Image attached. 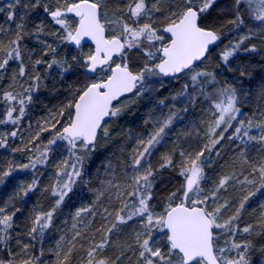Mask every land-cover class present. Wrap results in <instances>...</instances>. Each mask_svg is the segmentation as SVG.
I'll use <instances>...</instances> for the list:
<instances>
[{
	"label": "snow or ice",
	"instance_id": "6c2138e0",
	"mask_svg": "<svg viewBox=\"0 0 264 264\" xmlns=\"http://www.w3.org/2000/svg\"><path fill=\"white\" fill-rule=\"evenodd\" d=\"M17 3L19 0L8 4L9 20L15 17L14 8ZM52 3L54 6L50 7L47 0H34L30 5L32 9L43 8L58 26L56 32H46L43 22L34 26L31 34L42 44L40 55L52 54L48 61L42 58L33 61L34 75L28 76L23 59L21 42L29 34L25 31L24 23L16 25L15 38L8 41L7 45L0 41V76L7 70L9 62L14 61L18 62V71L13 74L10 87L15 86L17 77H27L31 81L27 87L20 85V91L0 93V103L4 105L0 124L18 126L25 117L27 106L32 103L33 95L40 87L41 76L36 71L37 65H44L49 70L55 66L63 74L75 64L87 74H96V78L74 88L66 104L56 112L50 111L49 117L38 123L39 131L25 147L12 149V152L30 153L27 163L14 164L9 161L7 168L0 167L2 185L13 172L36 170L38 165L48 164L53 146L67 150V157L55 164V180L50 189L55 197V204L46 212L33 210L27 235L32 239H39L51 226L54 214L82 177L85 156L96 148L100 136L105 139L110 136L107 122L126 110L131 102H126L128 95L140 96L150 91L149 84L154 78H176L184 74L188 76V83L170 99L177 101L182 98L181 103L190 105L195 103L197 97H203L210 103L213 118L206 122L207 127L203 133L206 142L198 151H187L177 146L171 153L161 155L158 164L153 166V153L164 140L166 129L179 118V110H170L162 121H156V127L148 135L134 138V147L128 154V160L123 163L122 180L117 179L115 169L109 164V175L102 181V190L96 192L97 202L104 197L106 191L114 192L117 207L112 212L107 208L103 209L106 214L103 219L106 222L111 220L110 226L102 230L98 242L95 239L89 240L86 248L81 244L80 248L84 251L81 264H118L121 259H129V253L135 255V264H249L248 255L253 247L252 242L237 243L230 239L221 247L218 244L220 233L214 232V229H221L230 237L237 231L253 233V225H246L241 230L234 222L239 219L245 202L255 193L245 195L235 214L223 223H219L218 219L221 211L228 207V201L215 207H210L209 201H215L218 193L233 180L241 185L255 184L256 191L264 190V88L257 94L256 109L248 116L242 112L241 105L245 101L237 88L227 81L218 80L215 72L202 66L208 59L210 47L216 46L223 35L222 26L216 27L213 22H209L217 0H125L119 14H113L114 18H109L106 0H52ZM28 7L29 5H25V8ZM69 14L78 18L75 26L70 23ZM159 16L164 17L162 27L157 25ZM227 23L231 26L230 31L241 27L247 31L235 42L230 41L219 53V60L225 66L241 50L257 51L255 45L244 49L241 45L254 36L264 37V0H233L231 18ZM107 29L113 34L106 36ZM161 32L169 34L167 40ZM42 34L61 43L74 44L78 48L88 38L94 41L95 47L86 54L72 56L70 61L67 58L56 59V48L47 40H40ZM133 49L140 50L147 58L138 70H133L128 62V53ZM114 57L121 62L117 63ZM190 86L192 92L188 91ZM209 86L211 91L208 90ZM159 103L166 106L164 100ZM187 110V107L182 109L185 112ZM241 116L244 118H239ZM229 129L233 131L228 139L240 142V155L244 158V163L249 165L250 172L248 175L242 174L243 179L235 175L220 177L209 195L201 187L208 162L205 154H212L225 139L224 134ZM196 131L199 135L200 130ZM18 132L17 127L11 132L0 133V148H8L9 138H16ZM43 133H48L50 137L47 143L41 141L36 144ZM34 144L35 148L31 147ZM257 145L260 146L257 149L258 158L250 161L246 150L249 146ZM216 154L219 155V152ZM174 156L179 157L178 162L174 161ZM165 169L177 170L183 183L164 197L165 205L158 212L151 201L154 198L156 180ZM38 185L39 180L36 178L31 183H21L15 197H26ZM13 199L14 197H9L8 202L0 207V244H7L11 238L13 217L20 211L15 208ZM9 208L12 209L10 212ZM94 208L95 205L85 206L75 212L73 219L76 223L72 224L74 235L63 256L61 252L64 237L57 243L55 264H71V257L76 249L74 241L83 235L77 228V224L81 223L78 218L82 215L94 216ZM130 221L138 224L132 243L122 245L123 250L115 259L109 257L106 249L111 244L112 234ZM28 248L29 245H22L25 254ZM233 251L235 255H232ZM38 261L39 257L30 256L21 264H38ZM0 264H14V261L0 259Z\"/></svg>",
	"mask_w": 264,
	"mask_h": 264
},
{
	"label": "trees",
	"instance_id": "16d2710c",
	"mask_svg": "<svg viewBox=\"0 0 264 264\" xmlns=\"http://www.w3.org/2000/svg\"><path fill=\"white\" fill-rule=\"evenodd\" d=\"M217 2L218 3H216L212 10L209 22H213L216 27L222 26L221 30L223 32V40L221 44L208 55V59L206 61H209V63L206 64L205 67H207L209 71L215 72L217 74L218 80L227 81L228 83L233 84L237 89H240V85L236 83L234 77L237 75L242 79L241 82L246 88L248 94L251 95V98L254 100V102H244L241 105L242 112L250 116L256 109L257 94L262 88H264V37L254 36L256 40H252L253 42L251 45H255L258 53H251L249 56L247 54H239V56H237L238 58L235 61L239 60L242 62L240 66L242 70H240V73L230 71L228 65L225 66L222 62H220L219 56L216 55V51L222 45L227 44L230 36L233 34L235 35L237 30L230 31L229 29L231 26L227 23V21L231 18V5L224 3L223 1ZM23 3L29 5V7L25 8L24 5V11L22 12H19V10H14L15 17L13 20L8 19V12L4 14L5 16L0 17V30H2L0 31V41H2L4 45H7L8 41L15 38L17 31L16 25L21 23L19 16L17 17L16 14L23 15V17L27 15L25 20L28 22L26 21L25 25L29 26L25 28V31L29 34L24 36V39L21 42V47L28 76H31L35 74L32 68V63L35 59L42 58L45 61H48L52 58L51 53L48 56L40 55L42 51V44L36 39L34 35L31 34L34 26L43 22L46 32H56L58 26L51 21L50 17L43 11V8L32 9L30 7V5L34 3V0H23ZM118 4L120 5V9L125 4V0H113V7L115 10L118 9ZM160 22L164 23L163 21ZM60 34H63L62 30ZM40 40H47L49 44H52L53 47L56 48V59L67 58L70 61L73 53H76V49L72 48L68 42L61 43L59 40L43 34L40 36ZM260 49H263V51L259 52ZM90 51H92V48L88 46L85 47V52L88 53ZM28 53L32 54V58L29 60L26 59ZM233 62L234 59H232L231 63L233 64ZM251 66L254 67L250 68ZM131 67H133V70L137 68L136 65ZM17 71L18 62L10 61L0 84V93L12 90L20 91V85L27 87L28 84L31 83L27 77H17L15 86L10 87V85L13 83L12 76ZM36 71L39 72L41 76L40 87L39 90L34 93L32 103L27 106L26 115L23 120L18 126L11 124H0V129H3L4 133L16 130L17 127L19 128L18 136L16 138H9V147L0 148V167L7 168L9 161L13 162L14 164L27 163V156L30 153L12 152V149L25 147L27 142L31 140L33 136H35L37 131H39L37 126L38 123H41L43 120L47 119L49 117L50 111L56 112L59 107L66 104L71 98L72 90L74 88L91 82V79L86 75L85 70L75 64H73L72 68L68 72L63 74H60L55 66L49 70L46 69L44 65H37ZM54 72H56V76L52 75ZM163 79L170 80V78ZM179 81L181 80L179 79ZM179 81L171 83V85H165L163 88L156 90L154 93H145L139 97H136V95L133 94L129 96L131 99H133L131 107L126 109L121 114L122 116L120 115L113 120L110 119L107 123L110 136L107 139L100 136L97 140V145L94 149L95 156L91 160L92 162L87 164L86 174L88 179L85 182H80L81 189L79 190H81V193L84 191L83 193L85 194L79 195V190L69 192V195L71 196L64 199L65 207H68V209L71 210H78L79 208L85 206L94 205L93 203L91 204V197L93 196L91 190H93V188L95 189V187H97L96 185H98L95 184L94 186L92 184V174L94 173L92 171H94L93 168L96 164L95 162L99 159L104 160L107 163L119 162L123 156H126L128 150L122 149L125 143V131H131L134 129V127H138L141 130V126L144 128L147 126L148 128L149 122L147 118L150 117L155 108L162 106L159 102L164 100L165 104L170 103V97L175 92L182 90H179V87H176L180 85ZM188 91H193L191 86L188 88ZM199 102L203 103L197 99L195 103L190 105L187 104L185 107H187L188 110L186 112L182 110L180 111V114L178 115L179 118L176 119L169 129L166 130V134H168V132L170 133L176 128L181 117H185V119L189 121L186 113H197L199 115L200 112H196ZM3 110L4 105L3 103H0V118H3ZM145 121H147V123H145ZM232 131V129H229V131L224 134L225 139L222 140L219 145H217L216 149L213 150L211 155L208 153L205 154L208 156V162L206 163L208 170L215 172L213 177L211 176L210 172L209 175H205L206 177L211 176L209 179V184L212 180V187L210 185L209 187L212 189H214L215 185L218 183L219 178L224 175H235L239 179H243V175H248L250 172L249 165L244 163V158L240 155L242 150L240 142L238 140L232 141L228 139V137L232 134ZM49 138L50 137L48 133H43L40 137V140L36 141V144H39L41 141L46 144ZM184 139L185 138H183V141ZM60 143L62 142H58V144ZM31 147L35 148V144L31 145ZM168 152L169 151L166 150V148L163 149V145L157 146V149L154 151L152 156L153 166L155 167L158 164L159 157L161 155ZM217 152H219V155L216 154ZM60 154H65L67 156V150L58 149L57 146H53V151L49 155L48 164L38 165L36 170L29 169L13 172L11 176L6 178L4 184L0 185V207H2L8 202L9 197H12V193L18 190L21 183H31L34 178L39 180V185L33 192H30L26 197L23 198L17 197L16 200L19 199L17 203L15 200L14 206L15 208L20 209V211L17 212L13 217L14 226L11 230V238L7 244H0V259L5 261L11 259L14 261V264H21L23 260L28 259L31 256L39 257L38 264H55L56 256L54 250L56 249V246L53 237L54 235L58 234L61 229L60 221L57 219V211H59L61 207H59V209L54 214L51 226L45 230L41 238L32 239L27 235V232L31 226L30 217L33 215V210L38 212H46L50 210L55 204V198L52 195L50 189L55 180V164L58 163V159L60 160ZM246 154H248L247 150ZM20 158L21 161H19ZM174 161L178 162L179 157L175 156ZM182 183L183 179L177 170H162L160 176L156 180L154 198L151 201L152 204L156 205V210H163V206L165 205L164 197H166L169 192L174 191ZM256 187L257 185L255 184L241 185L233 180L226 186L225 189H222L218 193L217 197L218 200L221 201V204L224 203V201H228V207L226 208L228 209V213L232 215V213L234 214L235 212V206L237 208L239 207V204L245 195H247L249 192H254L255 195L258 193V191H256ZM84 195H86V197H83ZM251 199L252 196L249 197V199L245 202V205L250 202ZM104 205V203L101 204L103 207ZM103 207H100V205L95 206L98 212H101L100 208ZM249 208L253 209H251V212H246L247 214L244 215L245 223L242 224V229L249 224L253 225L254 229L253 233H243L244 235H242V237L244 236L243 241H251L253 245L248 255L249 264H264V224H262V221H264V216H262V211L256 204L253 203V205ZM11 210V208L8 209L9 212ZM111 211L112 209H109V212ZM102 215L104 217V214ZM109 226L110 224L105 225L103 223L99 225H89L88 231L82 232V237L74 241L76 249L73 251L71 264H81V259L84 256V251L80 248L81 244H83L86 248L88 247L89 240L95 239V241L98 242L101 238L102 230ZM132 226L135 229L126 231L127 234L125 236H123L125 232H122L119 229L117 233L120 238L117 240L113 239L114 236H111V241L113 240L114 243L110 244L112 247L110 252H108V249H106V254L109 257L115 259V257L123 250L122 245L132 243L133 233L134 231L138 230L137 222L132 221ZM98 229L101 231H97ZM215 232L219 233L218 229H215ZM222 233V236L219 237L220 239L224 241L234 239L235 242L237 241L236 233L231 237L228 233ZM84 238H87L85 244L82 242ZM24 244L29 245L27 254L22 251V245ZM233 253L235 255V251H233ZM62 255L63 253L61 256ZM128 255L130 256L129 259H121L118 264H134L136 260L135 255H132L131 253Z\"/></svg>",
	"mask_w": 264,
	"mask_h": 264
},
{
	"label": "rangeland",
	"instance_id": "374dc122",
	"mask_svg": "<svg viewBox=\"0 0 264 264\" xmlns=\"http://www.w3.org/2000/svg\"><path fill=\"white\" fill-rule=\"evenodd\" d=\"M217 1H223L224 3H228L231 6H232V3H233V0H217ZM12 2H13V0H6V1L0 0V9H3V11H0V17L1 16H5L4 14H6L9 11L8 4H10ZM47 2L49 3L50 7L54 6L53 3H52V0H47ZM24 5H26V4L23 3V0H19V3H17L15 5L14 10H17V11L19 10V12H22V11H24V8H23ZM106 6H107V11H108V14H109V18H114V16H113L114 13L115 14H119L120 5L118 4V6H117L118 9L115 10L114 7H113V0H106ZM164 7H167V5H164ZM21 8H23V9H21ZM16 15H17V17L19 16L20 21L23 22L24 25H25V22L27 21V20H25V18H27V15H25L24 17H23V15H20V14H16ZM22 17H23V20H21ZM68 19H69L70 23L73 24V26H75V24L78 22V19L74 18L73 16H68ZM160 21L164 22V17L163 16L157 17V25L162 27L164 25V23H161ZM28 26L29 25H25V28L28 27ZM246 31L247 30L244 27H241L239 30L236 31L235 35L233 34V35L230 36V39H229L228 43L230 41L235 42L236 39L240 35L245 34ZM107 33H108V36L113 34L110 29H107ZM161 34L165 35V33H163V32H161ZM165 38L167 40L168 36L165 35ZM252 40L254 41V40H256V38L252 37L251 39L246 40L241 45V48L244 49V48L250 47L251 43L253 42ZM227 44L222 45L221 47H219L217 49V51H216V55L219 56V53L224 50V48H225V46ZM85 47L86 46H83L81 48H77L76 49V53L74 52L73 56H79V55H82V54H86L87 52H85ZM262 51H263V49L259 50V52H262ZM251 53L256 54V53H258V51H256V52H245L243 50L239 51L237 53L238 55H235L229 61L228 67H229L230 71H232V72L234 71V72L240 73V70H242V68L240 67L242 62H240L239 60L235 61L238 58L237 56H239V54H243V55L247 54L249 56V55H251ZM30 58H32V54L28 53L27 56H26V59L29 60ZM146 59L147 58L138 49H133L131 52L128 53V62L130 64V66H135L136 65V67H137L134 70H138V68L145 62ZM232 59H234L233 64L231 63ZM115 60H116L117 63L121 62L117 58H115ZM208 63H209V61H206L205 64L202 65V66L205 67V65L208 64ZM253 67L251 66L250 68H253ZM4 72L5 71H3L2 76H0V84L2 82L3 76L5 75ZM52 75L56 76V72L52 73ZM99 75H106V73H99ZM230 77H231V75H230ZM230 77H228V78H230ZM179 79L181 81H179ZM234 79L236 80V83L240 85V89H237V90H238V93L241 96V98L245 102H250V101L254 102V100L251 98V95L248 94L246 88L244 87L243 83L241 82L242 79L239 76H237V75L234 77ZM176 81H179V83H180V85L176 86V87H179L178 89L180 90V89L183 88V86L185 84L188 83V76L182 74L179 77L170 78V80H167V79L165 80L163 78H154L153 81H151L150 84H149L150 91H148L146 93H151V92L154 93L156 90H159L160 88H163L165 85H171V83H174ZM208 90L211 91V86H209ZM179 92H181V90L175 92L172 96H175ZM136 97H139V96H136ZM181 99L182 98H178L177 101H172L170 99L169 100L170 103H168V104L166 103L165 104L166 106H160L158 108H155L154 112L150 115L149 118H147V120L149 122V127L148 128H147V126H146V128H144L143 126L139 125L142 128L141 130L138 127H134V129L131 130V131L130 130L125 131V136H124L125 143H124L122 149L128 150V152H127L126 156H123V158L121 160H119V162L107 163L106 161L100 160V159L95 162L96 164L94 165V168H93L94 171H92V172H94L92 174L93 175L92 184L94 186H95V184H98V185H96L97 187H95V189L93 188V190H91V193L93 194L92 197L90 196L92 198L91 204L93 203L95 206L96 205H100V207H103V206H101V204H103V203L105 205H104L103 208H100L101 212H98V210L96 208H94V211H95V215L94 216L82 215L81 217H79L78 220L81 222V223L77 224V228L79 230H81L82 232H85V231H88L89 225H92V224L99 225V224H102V223L106 225V224H110L111 223V220L106 222L103 219V215L102 214L105 215V213L103 211L104 208H107L108 211H109V209H112V211H114V209L117 207V202L114 199V192L106 191L104 197L99 202H97V198H96L97 190H102V181H104L109 175L108 170H107V166L109 164H111L112 167L115 169V175H116L117 179L118 180H122V178H123V172H122L123 163L128 160L127 159L128 158V154L131 152L132 148L134 147V143H133L134 138H136L138 136H146L149 133H151L154 130V128L156 127L155 122L156 121H162L169 114L170 110H173V111L179 110L178 111V115H179L180 111L182 110V108L187 106V104H184V103L180 102ZM197 99H199L201 102H203V103L199 102L198 107H197L198 109H197L196 112H200L199 115L197 113L196 114L186 113L187 117L189 118V121L187 119H185V117L184 118L181 117L179 119L178 123H177L176 128L173 129L170 133L168 132V134L165 135L164 140L161 142L160 145H163V149L166 148V150H168L169 152H172L174 148L179 146L180 149H184V150H187V151H193V150H197L198 151L200 149L201 145L206 142V138H205V136L203 134L204 131L206 130V127H207L206 122L210 121L213 117L211 116V112H210V103L207 100H205L203 97H197ZM127 101H131V102L128 103V106H127L126 109L131 107L133 99H131L130 97H127L126 98V102ZM244 114H246V113H244ZM239 118H244V117L241 116ZM113 119H116V118H113ZM113 119H111V120H113ZM234 124H235V122H234ZM197 129L200 130L199 135H197V131H196ZM0 133H4V130L0 129ZM183 138H185L184 141H183ZM259 147H260L259 145H257L256 147H252V146L248 147V149H247L248 154L247 155L249 156L248 158H249L250 161H255V159L258 158L257 149ZM81 155H84V153H81ZM94 156H95V151L94 150L90 151L85 156V160H84V163H83L82 177L73 186L72 192L73 191H78L79 189H81L80 182H85L88 179V176L86 174L87 173V164H89V162H92L91 160L94 158ZM58 157H59V155H58ZM66 157L67 156L65 154H60V160L65 159ZM174 157H173V159H174ZM60 160L58 159L57 162H59ZM19 161H21V158L19 159ZM218 170H219V168H218ZM204 171H205V175H209L210 173H211L212 177L215 175L214 174L215 172H212V171L208 170V166L207 165L205 166ZM210 177H206L205 176V180L201 182L202 189L204 190V192L206 194H209V195L211 194V192L213 190L211 188L212 187V180H211V183L209 184ZM209 185L211 187H209ZM82 191H83V189H82ZM263 191L264 190L258 191V193L255 196H252L251 201L248 202L245 205L244 209L242 210L239 219L234 222V223L239 225V229H242V224L245 223V221H244L245 216L244 215L247 214L246 212H251V209H253V208H249V207H251L253 205V203L256 204L258 207H260L261 211L264 210V194H263ZM83 192L81 193V190H79V195L85 194ZM15 193L16 192L12 193V195H11L12 197H14L13 204L15 203V200L17 198V197H15ZM86 195H84L83 197H86ZM69 196H71V195L68 194L67 197H69ZM18 200H16V203H17ZM217 204H221V201L218 200V197H217V199L215 201H211V200L209 201L210 207H212V206L215 207ZM60 207H61V209L59 211H57V214H58V216H57L58 218L57 219H59V221H60L61 229L58 232V234L54 235L53 240H54L55 246H56V249L54 250V253H55L57 251V243L61 241V237H64V240L62 242V245H63V251L61 252V254H62L63 252L67 251L66 248H67V246H69V241L72 240V236L74 235V230L72 229V224L76 223V221L73 219V217H74V214H75V212L77 210L68 209V207H65L64 202L61 204ZM236 208L237 207L235 206V210H234L235 212H236ZM156 211L159 212V210H156ZM235 212H234V214H235ZM234 214L232 213V215H230L228 213V209L225 208V209H223L221 211L219 219H218V222L219 223H223L224 221H226L229 217L233 216ZM112 219L114 220V217ZM133 222H135V221H133ZM134 229L135 228L132 226V221H130L128 223V225L120 227V230L122 232H125V234L123 233L124 235L122 234L123 236H125L127 234L126 231L134 230ZM218 231L220 233L219 237H221L222 234H223L222 233L223 230L218 229ZM117 232L118 231H116V232H114L112 234V236L115 237V238L113 237V239L117 240V239L120 238ZM224 233H226V232H224ZM235 233H236V239H237L236 242L237 243L242 242L244 240V236L242 237V235H244L243 232L242 231H237ZM86 240H87V238H84L82 242L85 244ZM111 243H114L113 240L111 241ZM219 246H221V247L225 246V241L220 239V238H219ZM111 248H112L111 246H109L107 248L108 252H110ZM232 255H234V253H232Z\"/></svg>",
	"mask_w": 264,
	"mask_h": 264
},
{
	"label": "water",
	"instance_id": "95a60500",
	"mask_svg": "<svg viewBox=\"0 0 264 264\" xmlns=\"http://www.w3.org/2000/svg\"><path fill=\"white\" fill-rule=\"evenodd\" d=\"M5 1V0H4ZM69 15H72V14H69ZM166 34V33H165ZM105 35L107 36V32L105 33ZM167 36L169 35V34H166ZM222 42V38H221V40L220 41H218L217 42V44H216V46H212V47H210V51H209V54L220 44ZM70 45H71V47H73V48H78L76 45H74V44H71L70 43ZM82 45H90V46H92L93 48L95 47V44H94V41H91L90 39H88V38H85L83 41H82V43H81V46ZM80 48V47H79ZM208 54V55H209ZM116 57H114V59H115ZM90 77H95L96 76V74H88ZM165 78H170V77H165ZM130 95V94H129ZM110 120V119H109ZM108 120V121H109Z\"/></svg>",
	"mask_w": 264,
	"mask_h": 264
}]
</instances>
